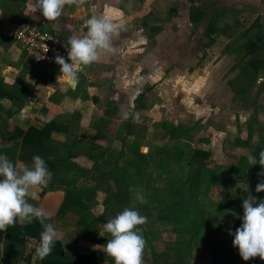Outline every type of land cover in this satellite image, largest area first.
Here are the masks:
<instances>
[{"label": "crops", "instance_id": "obj_1", "mask_svg": "<svg viewBox=\"0 0 264 264\" xmlns=\"http://www.w3.org/2000/svg\"><path fill=\"white\" fill-rule=\"evenodd\" d=\"M214 1L218 5L212 8L208 7L210 0H85L81 5H65L60 17L48 21L33 11L32 0H0V84L5 85L3 90L0 85V92L7 94L0 99V155L6 154L14 165L31 166L32 160L20 155L24 151L35 153V145L41 142L28 138L27 144L23 143L26 133L31 127L56 122L48 142L37 150L50 162L47 168L52 178L48 185L54 184L56 189L44 196L42 187L33 189L37 198L29 197L28 202L50 214L46 223L56 228L62 255L72 264H115L95 255L100 250H93V246L107 240L102 241L98 234L100 221L94 226L91 222L96 216L105 215V221L115 217L132 200V166L124 160L131 156L128 143L140 141L141 152L147 154L143 149L150 150L147 142L153 137L150 131L136 134L139 123L148 126L152 119L188 128L205 123L204 135L217 131L227 135L225 130L238 126L245 116L250 117L246 129L257 122L264 124V65L248 91L240 90L241 96L234 102L224 77L221 82L219 77L208 76L209 72L228 75L232 63L226 62V69L217 64L214 70L211 60L205 59L206 54L218 57L236 42L240 36H235L236 32L243 38L244 29L252 23L259 22L264 30V0ZM193 6L208 8L213 17L195 27L190 18ZM92 16L114 25L110 36L114 51L103 52L97 61L82 66L75 86L57 77H45L11 35L17 24L26 21L65 37L83 36L87 31L84 22ZM212 19H216L218 31L210 41L204 31ZM255 31L244 38L243 45ZM22 109L26 110L25 119H20ZM243 128L241 125L240 131ZM121 153L124 156L118 159ZM115 166L128 170L123 171L126 178H102L99 169L107 172ZM74 182L77 188L86 189L82 201L87 199L88 207L57 215L67 185ZM118 187L121 198L116 194ZM145 198L150 201L148 195ZM36 223L34 235L24 237L16 228L19 222L11 232L0 231V264L38 260L33 242L39 241L41 224ZM56 249L53 245L51 254Z\"/></svg>", "mask_w": 264, "mask_h": 264}, {"label": "rangeland", "instance_id": "obj_2", "mask_svg": "<svg viewBox=\"0 0 264 264\" xmlns=\"http://www.w3.org/2000/svg\"><path fill=\"white\" fill-rule=\"evenodd\" d=\"M244 30L245 34H243V38L238 32L235 34V36L240 35L236 37V42H240L235 46L237 48L234 47L236 42H233L218 57L210 58L207 54L205 56V59L211 60L210 64L214 65V70L217 64L222 65L223 69H226L228 67H225L226 62L228 64L232 63L227 69L228 75L222 74L221 77L216 72H209L208 76L216 79L219 77V81L221 82L224 77L229 90L234 94V102L241 96L239 91L244 86V83V87L247 89L249 87L247 84L251 83L253 78V75L249 72L250 69L245 64L248 59L245 57L246 49L242 43L244 38L248 39L253 32L250 34L247 28ZM225 58L227 59L226 61ZM226 77H228V80ZM246 89L245 93L248 91ZM249 118L245 116L237 122L238 126L235 124L234 127L231 126L228 130H225L227 135L222 134L221 131H217L211 135H204L202 133V126L205 123H202V125L198 124L194 128H188L190 137L183 134L180 127L184 126L173 125L172 122H158L157 120L153 121L151 119V122L147 124L148 126L142 122L136 126L135 132L138 135L144 131H150L153 134V137H149L147 142L150 150L147 148L146 150L143 149L148 157L151 156L150 160L153 157H165L164 161L169 164V167H167L168 171L170 170L172 172L171 176H166L163 168L155 167V173L161 172L158 179L156 178L153 182L157 188H147V186L141 184L142 179L140 177L133 178V184L130 188L131 192H133L131 196L132 200L127 203V208L134 210L139 208L138 212L140 215L147 217V222L140 225V228L137 227L141 232L149 231V244L154 248L155 255H158L157 259L159 257L160 264H173L175 260H180V254L184 255L186 263L188 264H216L214 262L213 250L206 248L205 241L208 237L204 233L205 227L203 225L201 226L200 236L193 239L190 243L187 239L196 229L192 222H190L191 219L188 220L187 218L184 222L187 228L185 230L181 228V222L174 221V215L170 212V208L173 202L179 199L187 201L190 205L191 217L189 218L199 220L203 216L205 218L204 220L210 223V227L213 230L210 233L215 236V244L221 250L226 251L222 257V261H219L217 264H264V260H261L259 256L250 258L247 261L243 260L239 255L238 248L233 246L232 241L234 236L230 234V230L232 233L235 232L233 226L238 223V220H240V225L242 223L240 217L243 215V200L251 196L257 199H264V191L260 193L255 191L257 183L261 179H264V177H259L247 162V156L250 154L258 157L260 146L264 144L262 139L264 138V124L257 122L255 126L251 125L246 129V125L250 123ZM241 125L244 128L240 131ZM250 135L251 141L247 147L233 146L228 142L238 137L246 139ZM181 146L185 150L182 162L187 158L192 148L209 150L211 151V156L206 160L202 182L177 191L181 185L179 177L181 171H179V163L173 155L177 147ZM252 166L253 168H260L259 164ZM149 170L150 166L147 168V171ZM240 182H246L248 184L247 191H244L241 185H237ZM137 192L142 193L144 197L148 195L149 199H152V201H149L150 211L147 214V209L142 208L143 204L139 203L136 199ZM122 205L124 204L122 203L121 207ZM197 208L201 211L199 212ZM121 211L123 210L119 209L117 213ZM115 212V210H111V213ZM182 215H185V210H183ZM162 216H168V219H163ZM110 218L113 217H108L107 221ZM107 221L98 222L97 226H100L101 231H103V224ZM109 237L110 235L105 234V237L101 238L103 241L110 239ZM149 244L145 241L142 257L143 264H152L151 246Z\"/></svg>", "mask_w": 264, "mask_h": 264}, {"label": "clouds", "instance_id": "obj_3", "mask_svg": "<svg viewBox=\"0 0 264 264\" xmlns=\"http://www.w3.org/2000/svg\"><path fill=\"white\" fill-rule=\"evenodd\" d=\"M85 0H32L34 12L39 11L48 20H56L61 16L65 5H81ZM34 19L38 17L33 16ZM87 28L83 36L72 35L66 40L68 61L57 55L55 63L60 65V73L65 77L66 83L75 86L78 83V73L82 66H87L97 61L103 52H113L110 45V36L115 31L111 21L92 16L85 22ZM7 103V101H5ZM26 110L20 112V119H25ZM127 119V115H125ZM247 162L250 166L259 164L261 171L259 177H264V150L257 156L248 155ZM52 178L45 160L34 155L31 166L28 164L14 165L6 154L0 155V231H7L8 226H14L17 222L21 225L30 224L38 220L43 226L38 242L35 245V256L43 260L51 254L55 241L59 234L52 223H46L51 216L42 207H37L28 202V198H37V192L33 189L47 187ZM244 191L248 190L246 182H240ZM255 191H264V179H261L255 187ZM136 199L139 203H147L146 198L137 192ZM242 223L230 234L234 236L232 244L238 248L243 260L259 256L264 260V199L251 196L242 203ZM147 222V217L140 215L137 210L125 208L115 217L103 224V231L98 234L105 237L107 233L110 239L106 244L94 245L93 250H100L114 259L115 264H143V249L145 239L137 227Z\"/></svg>", "mask_w": 264, "mask_h": 264}, {"label": "trees", "instance_id": "obj_4", "mask_svg": "<svg viewBox=\"0 0 264 264\" xmlns=\"http://www.w3.org/2000/svg\"><path fill=\"white\" fill-rule=\"evenodd\" d=\"M218 4H216V1L214 0H210V5L208 7H215ZM213 15H209L208 12V8H204L203 6H193L190 10V18L192 23L195 25V27L200 26L202 23H204V20H207L208 18H212ZM254 29H257V31L255 32L254 36L249 39L244 45L243 47L246 49V53H245V57L248 59L246 66L250 69V73L253 75L252 81L255 79L256 75L259 73L260 69L263 67L264 65V57L262 56L263 51H264V30L263 27L260 25V23L255 22L254 24H252L250 26V28L248 29V32L253 31ZM217 27H216V19L215 20H210L207 24V27L204 31V34L206 37H208L210 39V41H213L214 39V35L217 33ZM3 82V81H2ZM251 83H248L247 85L250 86ZM1 88L3 90V88H5L4 84H0ZM245 86V83H244ZM246 88L244 87L243 89H241V91L245 90ZM4 96H7L6 93L0 92V99H2ZM56 122L55 121H51V122H47L44 126H42L41 128H37V127H31L30 130L26 133L25 138L23 143L27 144V139L30 138V141L33 139L35 140L36 138L41 142V145H35L36 149L38 150L40 147H42L44 144H46V142H48L49 139V134L52 130L56 129ZM181 130L183 131V134L188 135V127H180ZM173 133V132H172ZM251 135L248 136V138L243 139V138H236L232 141H228L231 145L233 146H239V147H247L249 145V142L251 141ZM264 141V138H262ZM52 144V143H51ZM141 142L140 141H134L131 144L128 143V147H129V151L131 153L130 157L124 158V160L127 161L128 164H130L132 166L131 169V175H133V177L136 178H141L143 181V184L145 186H147V188H157V186H155L153 184V182L156 180V178L158 179V176L161 174V172L159 173H155V167L158 168H163V172L164 174H166V176H171L172 172L169 170V164L167 162L164 161L163 156H158V157H153L151 160L148 159V155L141 152L140 148H141ZM31 152L28 153L27 151H24L21 153V159H31L34 155H38L40 157H42L45 162H46V166L49 167V160L48 158H45V156H42V152L39 153V151ZM264 150V144L262 146H260V151ZM162 152V150H161ZM185 153L184 147H177V149L175 150V154L173 155V157H175L177 159V162L179 163V167L181 173H180V180H181V185L179 186V188L177 189V191H181L182 189H184L185 187L189 186L192 187L193 185L195 186L196 184L202 182V177H203V171H204V167L206 165V160L211 156V151L209 150H205L202 148H192L191 152L188 153V156L185 160H183V154ZM124 153H121L118 157V159L120 157H123ZM118 159L116 161H118ZM108 163V162H107ZM110 164V163H108ZM146 166H150V170L147 171ZM252 169H254L253 171L256 172V174H258L262 169L261 166L260 168H256L253 166H251ZM98 169V168H95ZM101 171V173L103 175V177H108L110 176L111 178H114L115 180L121 181L123 179V177L126 178L125 174L123 173L124 169L120 168L119 166H115L111 169H109L107 172H104V169H99ZM106 171V170H105ZM124 172L128 173V170L126 169ZM182 175V176H181ZM207 185H209V183H207ZM42 191H41V196H44L48 191H52L55 188L54 184H49L47 185V187H42ZM171 188V186H170ZM85 189V188H84ZM80 189L77 188L76 183H69L67 185V188L65 189L66 191V197L64 198L63 202L61 203L58 211H57V215H64L65 213H67L69 210H76L77 212H81L84 209H86L88 207V201L86 199V201H82V196H83V192L86 191V189ZM90 191V190H88ZM122 189H119L116 192V194L118 193V197L121 198L122 195ZM87 194V193H86ZM87 197L89 195H86ZM150 201H152V199H150ZM88 202V203H87ZM116 205H120L119 203H116ZM190 205L187 203V201L183 200V199H179L176 200L175 202H173L171 208H170V212L173 213V218L175 222H178L182 225L181 228L182 229H187L185 227L184 222L187 220H190V222H192V224L194 225V228H196L194 230V232L190 235V237L187 239L188 241H190V243L192 242L193 239L197 238L198 236H200L201 233V226L203 225V227H205L204 233L205 235L207 234L208 239L205 241L206 242V248L207 249H212L213 250V257H214V262L217 264L219 261H222V257L225 255L224 250H221L217 244H215V236L210 233L211 231H213L210 227V223L208 221H205L203 218V216H201V218L199 220H194V218H189L191 217V209L189 207ZM150 202L147 201V203L142 205V208L147 209L146 214L148 213V211H150ZM152 207V206H151ZM189 207V208H188ZM183 210H185V215H182ZM197 210H199V212L201 211L200 209L197 208ZM150 214V212H149ZM168 216H162L163 219H168ZM106 220V216H100L97 217L95 219H93V221L91 222L92 226H94L98 221H104ZM240 220H238V223L233 226V229L235 231V229L237 227L240 226ZM39 222L38 220H33L32 223L30 224H26V225H17L16 228H18L19 230H21V233L24 235V237L26 235H34L35 234V229L37 226V223ZM177 223V224H178ZM13 226H8V229L11 232V228ZM15 227V226H14ZM140 228V225L138 226ZM175 229V228H174ZM177 229V228H176ZM43 226L41 225V227L38 230V237L40 239V233L43 231ZM175 231V230H174ZM188 231V230H187ZM142 235L145 239L146 242H148L149 244V231H142ZM179 241V240H178ZM180 242V241H179ZM54 245L56 247H58V249H56V251H54L52 254L48 255L47 257H45L43 260H32V258H28V260H26V264H72L71 260H67L63 257L62 255V244L59 240H56ZM149 246H151L149 244ZM151 255H152V264H160L159 262V257L157 259V254L155 255V250L154 248L151 246ZM222 254V255H221ZM95 255L97 257H100L102 260L104 259H108L111 260L112 263H114V259L109 257L106 253H103L102 251H97L95 252ZM181 256V257H180ZM180 260H175L173 262V264H188L186 263V259L184 258L183 254L179 255ZM84 264H95V263H88L85 262ZM97 264V263H96Z\"/></svg>", "mask_w": 264, "mask_h": 264}, {"label": "built area", "instance_id": "obj_5", "mask_svg": "<svg viewBox=\"0 0 264 264\" xmlns=\"http://www.w3.org/2000/svg\"><path fill=\"white\" fill-rule=\"evenodd\" d=\"M11 35L15 42L32 58L33 62L39 66L45 77L53 76L66 82L65 77L60 73V65L55 63V57L60 55L66 62H70L65 46L68 37L58 31L36 28L26 21L17 24Z\"/></svg>", "mask_w": 264, "mask_h": 264}, {"label": "flooded vegetation", "instance_id": "obj_6", "mask_svg": "<svg viewBox=\"0 0 264 264\" xmlns=\"http://www.w3.org/2000/svg\"><path fill=\"white\" fill-rule=\"evenodd\" d=\"M258 23H259V22H258ZM252 24H254V23H252ZM252 24H251V25H252ZM251 25H250V26H251ZM260 25H261V24H260ZM250 26L247 28V31H248V29L250 28ZM255 30H257V29H254L253 31H255ZM251 32H252V31H251ZM255 32H256V31H255ZM253 36H254V35H253ZM253 36H252V37H253ZM252 37H251V38H252ZM251 38H250V39H251ZM247 41H248V40H247ZM247 41H246V42H247ZM243 87H244V86H242L241 89H243Z\"/></svg>", "mask_w": 264, "mask_h": 264}]
</instances>
